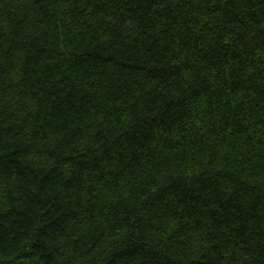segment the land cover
<instances>
[{"label": "trees", "instance_id": "1", "mask_svg": "<svg viewBox=\"0 0 264 264\" xmlns=\"http://www.w3.org/2000/svg\"><path fill=\"white\" fill-rule=\"evenodd\" d=\"M0 264H264V0H0Z\"/></svg>", "mask_w": 264, "mask_h": 264}]
</instances>
